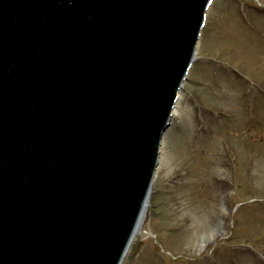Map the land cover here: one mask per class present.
<instances>
[{
  "label": "water",
  "instance_id": "water-1",
  "mask_svg": "<svg viewBox=\"0 0 264 264\" xmlns=\"http://www.w3.org/2000/svg\"><path fill=\"white\" fill-rule=\"evenodd\" d=\"M206 0H0V264H119Z\"/></svg>",
  "mask_w": 264,
  "mask_h": 264
},
{
  "label": "rangeland",
  "instance_id": "rangeland-1",
  "mask_svg": "<svg viewBox=\"0 0 264 264\" xmlns=\"http://www.w3.org/2000/svg\"><path fill=\"white\" fill-rule=\"evenodd\" d=\"M227 1L208 13L126 264H264V16Z\"/></svg>",
  "mask_w": 264,
  "mask_h": 264
},
{
  "label": "bare ground",
  "instance_id": "bare-ground-1",
  "mask_svg": "<svg viewBox=\"0 0 264 264\" xmlns=\"http://www.w3.org/2000/svg\"><path fill=\"white\" fill-rule=\"evenodd\" d=\"M143 220H144V217H143V219H142V221H141V225L139 226V228L137 229V232H136V236L138 237V236H141V235H147L148 234V228H147V225L145 224L144 225V222H143ZM219 231H221V229H220V225H219V230H217V231H214L212 234H206V235H204L203 236V246H205V244H208V243H210L216 236H217V233L219 232Z\"/></svg>",
  "mask_w": 264,
  "mask_h": 264
}]
</instances>
